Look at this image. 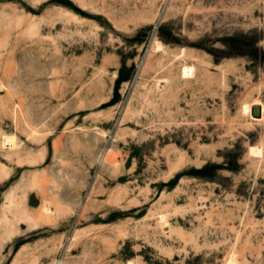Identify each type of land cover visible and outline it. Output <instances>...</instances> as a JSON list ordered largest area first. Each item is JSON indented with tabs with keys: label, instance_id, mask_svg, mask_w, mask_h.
<instances>
[{
	"label": "rangeland",
	"instance_id": "rangeland-1",
	"mask_svg": "<svg viewBox=\"0 0 264 264\" xmlns=\"http://www.w3.org/2000/svg\"><path fill=\"white\" fill-rule=\"evenodd\" d=\"M0 264H264V0H0Z\"/></svg>",
	"mask_w": 264,
	"mask_h": 264
},
{
	"label": "bare ground",
	"instance_id": "bare-ground-1",
	"mask_svg": "<svg viewBox=\"0 0 264 264\" xmlns=\"http://www.w3.org/2000/svg\"><path fill=\"white\" fill-rule=\"evenodd\" d=\"M181 73H182L184 78H188L191 76L192 70L189 67H185Z\"/></svg>",
	"mask_w": 264,
	"mask_h": 264
}]
</instances>
